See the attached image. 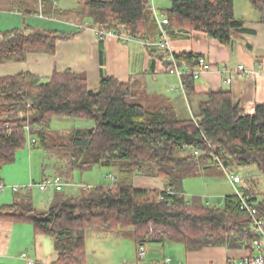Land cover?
Returning <instances> with one entry per match:
<instances>
[{"label": "trees", "instance_id": "obj_1", "mask_svg": "<svg viewBox=\"0 0 264 264\" xmlns=\"http://www.w3.org/2000/svg\"><path fill=\"white\" fill-rule=\"evenodd\" d=\"M163 1L170 4L166 11L159 9L167 20L165 32H199L230 47L233 34L243 31L244 21L235 17V0ZM241 1L264 24V0ZM74 15L90 20L100 39L112 33L120 40L147 44L150 22L156 25L146 0H81ZM69 36L30 27L2 31L0 65L24 62L31 54L53 55L57 41ZM168 57L164 52L167 70L173 66ZM172 57L188 70L182 85L186 96H193L191 73L199 56ZM134 98L129 83L107 77L92 91L83 76L69 70L46 78L29 72L0 77V169L16 161L30 136L37 142L33 147L63 163L54 167L65 182L94 167L114 168L117 177L111 187L68 196L56 192L41 212L32 203L31 191L21 193H27L22 200L20 193H13L14 201L0 207V221L29 225L35 236L50 237L57 253L53 264H87L89 231H130L136 247L179 245L185 252L223 247L246 251L247 259L257 256L260 247L252 220L235 195L225 197L220 207H210L202 199L189 201L182 186L197 169L216 166L211 155L227 169L231 164L253 167L264 176V104L246 115L229 93L209 92L193 118L180 121L162 110L148 113ZM55 119H84L94 126L72 130L68 143L57 145L47 137ZM135 176H152L167 185L163 191L137 189ZM244 193L264 221V193L260 201L249 190Z\"/></svg>", "mask_w": 264, "mask_h": 264}, {"label": "crops", "instance_id": "obj_2", "mask_svg": "<svg viewBox=\"0 0 264 264\" xmlns=\"http://www.w3.org/2000/svg\"><path fill=\"white\" fill-rule=\"evenodd\" d=\"M80 2L81 0H0V32L30 27L70 35L68 39L57 41L53 55L31 54L24 62L0 65V77L29 72L46 78L54 71L69 70L83 76L92 91L97 90L101 79L109 77L121 83H129L135 102L148 113L162 110L180 121L192 119L197 106L209 92L229 93L234 101L240 103L246 115H252L257 104H264V24L259 23L258 15L248 14L247 18H238L244 21L243 31L233 34L230 47L222 46L203 33L166 31L171 54L191 53L205 58L212 67L209 72L193 81L194 95L187 97L177 79L168 74L164 52L156 46L159 34L157 24L150 22L148 46L141 40H120L112 35L100 39L95 28L90 25V20L74 15ZM239 66L250 72L248 77L236 73ZM222 68L226 72H221ZM180 70L188 72L185 68ZM227 79L231 80L230 83L226 82ZM68 123L72 130H85L94 126L92 121L84 119H72ZM42 157L46 160L45 155L39 154V159ZM14 164L15 162L11 165ZM54 165L49 160V165L40 166L41 180L56 177ZM109 170L115 172L114 168ZM1 171L2 169V186L23 185L32 180L20 178V183H14L12 177L3 176ZM235 176L241 182L237 173ZM166 185V181L152 176L133 178V187L137 189L163 191ZM234 189L236 190L235 187ZM245 190L244 185L238 191ZM4 191L0 192V207L7 205L8 200L13 202L15 199L11 192L2 195ZM28 194L31 196L32 192ZM62 194L68 196L73 193L65 188ZM26 195L27 193H20L19 199L22 200ZM39 195L41 199H32V203L38 208H47L56 194L47 192ZM148 245H152V249L157 248L158 254L161 252L160 257L169 258L171 264L239 263L249 256L246 251H233L223 247L185 252L179 245H169L167 251H164V245L161 244ZM100 251L97 253L92 250L91 255L86 256L87 264H109L107 255ZM23 254L28 260L41 264H53L57 258L50 237L35 236L29 225L0 221V264H26L21 259ZM149 264L157 263L151 261Z\"/></svg>", "mask_w": 264, "mask_h": 264}, {"label": "rangeland", "instance_id": "obj_3", "mask_svg": "<svg viewBox=\"0 0 264 264\" xmlns=\"http://www.w3.org/2000/svg\"><path fill=\"white\" fill-rule=\"evenodd\" d=\"M155 5L158 9L166 11L170 8V4L167 1L156 0ZM234 12L237 18H247L248 14H257L250 8L247 2L241 0L234 1ZM68 123V119H55L51 125L50 130L47 132L48 139L57 144L63 145L67 144L69 141V135L72 131L71 126ZM28 152H31L30 154ZM36 154V156H35ZM39 154L44 156V152L37 146L31 147L30 149L26 146L25 150L20 152L14 165H7L2 167V175L7 177H12L14 183H20L21 180H27V178L32 179L34 182H40V166L49 165V160L54 162L55 165L63 164L60 160L55 157L46 156V160L43 157L39 159ZM222 162V161H221ZM0 169V170H1ZM238 170V171H237ZM59 171L56 170V173ZM112 173L107 168L94 167L88 172L80 174L76 172L73 174L74 184H90L95 185V187H110L111 184L105 179V176ZM194 177H187L183 181V191L186 198L191 200L202 199L210 207H220L225 197L234 195L236 190L241 187L249 190L254 194L257 201H260L264 193V176L259 174L253 167H237L235 164H231L228 167V173L230 175H235L237 173L241 177V182L236 185H231L228 182V178L225 173L216 166H208L197 169L194 172ZM57 178L62 180L64 177L60 175H55ZM19 177V178H18ZM29 180L23 185H10L5 186L7 189L2 193H10L11 187L26 186L30 183ZM64 180V179H63ZM92 187V186H91ZM236 188V190L234 189ZM32 199H41L39 196V191L33 189ZM12 193V192H11ZM13 194V193H12ZM12 203V200H8L7 204ZM37 207V206H36ZM38 208V207H37ZM45 208L39 207L38 210L41 212ZM86 256L91 255V251L95 250L97 253H102L107 255L106 260L110 261L109 264L117 263L121 264L126 262L128 264H137L136 245L132 239L131 232H125L116 235L114 232L107 231H89L86 236ZM152 245L143 246L145 250V258L140 264H149L151 261L156 263H161L164 259L160 257L161 252L158 254V249L151 247ZM175 246L176 245H170ZM168 244L164 245V251L170 248ZM138 248V247H137ZM153 251V252H151ZM135 256V257H134Z\"/></svg>", "mask_w": 264, "mask_h": 264}, {"label": "built area", "instance_id": "obj_4", "mask_svg": "<svg viewBox=\"0 0 264 264\" xmlns=\"http://www.w3.org/2000/svg\"><path fill=\"white\" fill-rule=\"evenodd\" d=\"M146 1L148 4V8L153 16V19L159 28V37H158L156 46L161 51L167 52L169 54L168 60L173 63V66L169 70H167V72L169 75L174 76L177 79L180 87L183 88L182 77H183L184 72L180 70V68L175 64L172 54L168 50V37L163 28L167 24V20L164 18L161 11L156 7L155 5L156 0H146ZM107 35L115 36L112 33H107L105 36ZM128 39L130 38L128 37L121 38V40H128ZM145 45L148 46L149 44L147 43ZM196 64H197V68L191 73L193 80H197L200 76L209 72L212 69L211 65L203 57L197 58ZM221 72L224 73L226 71L225 69L222 68ZM236 73L244 77H248L250 72L246 71L244 67L239 66L237 68ZM230 81H231L230 79L226 80L227 83H230ZM193 120L196 122L195 119ZM25 130L28 131L27 127L25 128ZM36 144H37L36 140L28 136L27 147L30 149ZM193 154L195 157L199 156V152L197 151H195ZM211 156H212L213 163L218 165V167L223 172H225L228 178V182L231 185H236L240 182V178L238 176L230 175L228 173V169L223 166L221 160L218 157H215L213 155ZM105 179L110 182L111 186L117 181V177L115 176L114 173H110L106 175ZM65 188L70 189L73 194H78L80 192H87L91 190L93 187L85 185V184L77 185L74 183L65 182L64 180H60L57 177H51V178L43 179L40 182L30 181V183L26 186L11 187L10 191L14 194H17V193L30 192L33 189H37L40 193H47V192H52V193L57 192L58 193V192H63ZM5 189H6L5 186L0 185V192L4 191ZM234 195L240 201L241 209L245 211L250 217V219L252 220V229L258 239V244L260 247V253L257 256L251 259L243 260L237 264H264V221L258 217L257 210L253 207V203L250 202V197L248 195L238 190H236ZM136 258L138 261L137 264H140L141 262H143L145 258V250L143 246H139L137 248ZM21 259L24 260L26 264H34V262L27 259L25 254L21 255ZM121 264H128V263L123 262ZM157 264H171V260L169 258H164L161 263H157ZM232 264H236V263H232Z\"/></svg>", "mask_w": 264, "mask_h": 264}, {"label": "bare ground", "instance_id": "obj_5", "mask_svg": "<svg viewBox=\"0 0 264 264\" xmlns=\"http://www.w3.org/2000/svg\"><path fill=\"white\" fill-rule=\"evenodd\" d=\"M220 157V156H219ZM238 199V198H237Z\"/></svg>", "mask_w": 264, "mask_h": 264}]
</instances>
